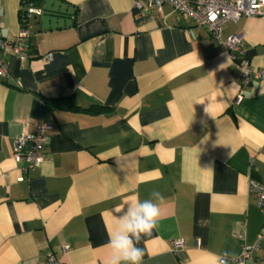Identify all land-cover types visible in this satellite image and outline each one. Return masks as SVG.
I'll return each mask as SVG.
<instances>
[{
  "label": "crops",
  "instance_id": "obj_1",
  "mask_svg": "<svg viewBox=\"0 0 264 264\" xmlns=\"http://www.w3.org/2000/svg\"><path fill=\"white\" fill-rule=\"evenodd\" d=\"M40 3L26 59L5 54L0 77V264H108L115 209L153 191L165 201L137 244L142 264H235L264 225L248 188L264 184V79L240 86L236 67L264 69V16L228 21L217 39L168 3ZM19 8L0 0V40L16 38ZM40 122L52 127L29 169L12 145ZM246 264H264V243Z\"/></svg>",
  "mask_w": 264,
  "mask_h": 264
},
{
  "label": "built area",
  "instance_id": "obj_2",
  "mask_svg": "<svg viewBox=\"0 0 264 264\" xmlns=\"http://www.w3.org/2000/svg\"><path fill=\"white\" fill-rule=\"evenodd\" d=\"M163 3H168L174 12L188 17L195 25L204 26L217 39L220 38L223 25L228 21H235L244 16H264V0H134V6L141 10H147L150 6L160 9ZM43 13L42 7L34 5L30 0H22L19 8L20 28L16 38L0 40V77L4 78L8 75L5 54L14 55L20 60L26 59L21 40L29 34V21ZM223 45L230 53L232 61H235L234 52H242V36L231 35L223 42ZM44 57L48 60L50 54ZM236 67L240 86L249 83L251 79H264V69H253L247 61L238 62ZM240 98L241 92L236 96L235 102H238ZM51 127L50 124L40 122L33 132L19 134L13 141V158L16 161L24 160L26 168L37 167L43 159L42 147L47 139L46 131ZM248 188L256 194L257 206L264 211V184L249 180ZM262 243H264V225L257 234L256 242L250 246L243 244L239 255L232 259V262L246 264ZM183 244L182 239L171 240L172 252L181 249ZM66 249L67 246H62V250ZM221 258L225 259V257ZM46 262L47 264H62L53 254L47 255Z\"/></svg>",
  "mask_w": 264,
  "mask_h": 264
},
{
  "label": "clouds",
  "instance_id": "obj_3",
  "mask_svg": "<svg viewBox=\"0 0 264 264\" xmlns=\"http://www.w3.org/2000/svg\"><path fill=\"white\" fill-rule=\"evenodd\" d=\"M151 199L140 200L132 197L126 210L115 209L122 213L116 217V224L109 233L107 247L111 249L108 264H142L144 251L137 247L143 236L151 235L161 217V205L165 197L158 191L151 193ZM218 264H227L224 258H217Z\"/></svg>",
  "mask_w": 264,
  "mask_h": 264
},
{
  "label": "trees",
  "instance_id": "obj_4",
  "mask_svg": "<svg viewBox=\"0 0 264 264\" xmlns=\"http://www.w3.org/2000/svg\"><path fill=\"white\" fill-rule=\"evenodd\" d=\"M30 1H32L33 2V4L34 5H36V6H40V0H30ZM21 2H22V0H20V4H21ZM41 7V6H40ZM19 19H20V16H19ZM60 100H62V99H60ZM60 100H54V101H48V103L49 104H53L54 102H56V101H60Z\"/></svg>",
  "mask_w": 264,
  "mask_h": 264
}]
</instances>
